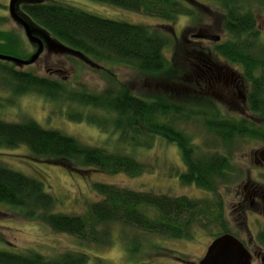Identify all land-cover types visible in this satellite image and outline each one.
<instances>
[{
    "label": "trees",
    "instance_id": "16d2710c",
    "mask_svg": "<svg viewBox=\"0 0 264 264\" xmlns=\"http://www.w3.org/2000/svg\"><path fill=\"white\" fill-rule=\"evenodd\" d=\"M91 1L170 22L193 13L176 0ZM210 1L219 3L224 10L223 30L229 37L225 42L216 43L213 50L226 61L242 68L245 79L251 85L247 98L249 111L259 116L264 123V46L259 44V34L249 8L252 0ZM22 2L20 12L29 19L30 24L52 36L59 44L96 62L126 64L138 74L156 81L159 79L165 84L176 83L179 77H189L190 57L183 54V44L178 45L170 63L163 56L164 48L171 42L172 31L167 35L156 28L102 19L55 0ZM257 4L264 7V0H258ZM7 46L3 44L0 48ZM3 74L21 85L18 94L34 93L73 107V113L67 115L69 121L85 122L99 130L112 121L114 130L120 131V134L129 131L130 134L141 136L142 133L135 126H145L147 131L178 148L185 168V172L178 176L180 183L213 194L221 187L236 184L243 177V172L218 152H202L192 143L190 136L179 129V123L187 122L191 116L202 117L201 124L206 133L230 151L239 140L264 143V124L257 125L242 119L227 120L212 113L195 112L188 104L173 103L167 94L142 99L133 96L127 88L120 86L116 89L114 84V89L108 87L92 95L83 89L79 93L65 89L53 80L39 78L9 66H4ZM206 96L199 104L215 106ZM87 109L99 112L102 116L85 113ZM20 146L27 148L33 162L59 167L80 177L89 171L138 176L145 169L128 154L82 144L57 130L44 129L32 120L21 123L0 121V149ZM41 181L40 178L34 179L12 171L0 162V204L18 208L26 218L80 242L105 244L106 229L111 224H123L145 234L175 240H189L196 229L208 231L217 226L219 231L213 235L214 239L222 234L237 238L228 229L219 200L171 198L96 183L92 187L99 200L88 206L85 216H69L54 212L56 200L44 191ZM244 219L241 225L245 224ZM136 240L132 241L133 246L130 247L132 253H136L140 245ZM257 241L264 245V230ZM86 260L88 257L83 253H64L55 259L46 260L36 254L14 255L0 251V264H86Z\"/></svg>",
    "mask_w": 264,
    "mask_h": 264
},
{
    "label": "rangeland",
    "instance_id": "374dc122",
    "mask_svg": "<svg viewBox=\"0 0 264 264\" xmlns=\"http://www.w3.org/2000/svg\"><path fill=\"white\" fill-rule=\"evenodd\" d=\"M57 1L102 19L156 28L167 35L172 31L171 42L163 50V56L168 63L174 58L179 44L184 45L185 55L190 53L189 50L207 53L211 46L210 41L191 37L197 34L198 29L207 31L210 36H219L220 42H225L229 38L223 30L224 10L215 1L176 0L193 13L179 16L174 22L91 0H55ZM8 3L9 0H0V45H8L0 48V55L28 60L35 53L36 46L27 41L22 28L10 18ZM22 3L21 1L16 6L18 15L36 28L20 12ZM257 3L258 0H252L249 8L255 20V30L259 34V44L264 46V7ZM49 37L55 44H59L52 36ZM43 45L42 54L32 65L22 67L0 61V121L21 123L32 120L44 129L57 130L82 144L105 148L109 152L128 154L145 169L138 176L124 173L107 175L89 171L83 174L84 177H80L59 167L33 162L24 146L0 149V162L5 167L30 178H40L44 191L56 200L54 212L69 216H85L88 206L99 200L92 187L96 183L171 198L219 200L223 206L228 229L237 235V239L253 254L251 264H264V245L257 241V237L264 230V197L257 199L253 207H250V201L247 199V193L252 189L257 188L264 193V165L259 155L264 151V143L249 139L239 140L230 151L211 134L206 133L201 124L202 117L191 116L187 122L181 121L179 129L190 136L197 148L202 152H218L227 157L236 169L243 172V177L236 184L227 188L221 187L213 194L180 183L178 176L185 172V168L175 144L153 135L140 124L135 127L142 136L130 134L129 131L127 134H120V131L114 130L112 121H109L103 130L85 122L69 121L67 115L73 113V107L44 99L34 93L18 94L21 85L10 77H5L3 68L9 66L39 78L53 80L63 88L78 93L83 89L89 94L96 95L105 88L114 89L117 86V89L121 86L127 88L133 96L142 99L167 94L177 105L185 103L195 112L212 113L222 119H242L263 125L259 116L251 113L248 107L241 106L240 102L224 103L223 108L219 106L221 101L210 98L216 106L199 104L200 100L204 101L207 98L205 95L207 93L196 90V84L190 76L186 77L187 80L179 77L176 83L165 84L159 79L156 81L138 74L126 64L114 61L96 62L64 44L61 45L65 49L56 46L48 48L44 42ZM194 102L197 105H194ZM84 112L99 114L89 109ZM133 143L136 145H131ZM21 211L0 204V251L14 255L36 254L46 260L55 259L64 253H83L88 257L86 264H198L214 239L213 235L219 231L217 226L211 227L208 231L196 229L191 239L175 240L145 234L123 224H111L106 229L107 242L96 245L80 242L66 234L55 233L42 223L26 218ZM243 217L245 224L241 225ZM134 239L140 243L136 253L130 251Z\"/></svg>",
    "mask_w": 264,
    "mask_h": 264
},
{
    "label": "flooded vegetation",
    "instance_id": "af4514ba",
    "mask_svg": "<svg viewBox=\"0 0 264 264\" xmlns=\"http://www.w3.org/2000/svg\"><path fill=\"white\" fill-rule=\"evenodd\" d=\"M204 36L210 35L203 29H198L196 35H191L192 39H201L200 37ZM189 43L192 42L189 41ZM209 43L211 46L206 54L196 50H189L188 56L190 57L189 67L191 73L189 76L193 77L196 84L195 87L197 90L199 89V91L207 93L206 95L211 99L221 101L219 106L223 108L224 103L235 104L237 102H240L241 106L245 108L248 107L247 96L248 92L249 94L251 92V85L245 79L242 68L237 64L226 61L216 53L213 50V46L216 43L214 44L212 41ZM45 44L49 48L48 44ZM260 157L264 165V155H260ZM247 195L250 207L255 205L254 203H256L257 199L264 197V193L260 192L257 188L250 190ZM244 246L247 249L246 245ZM248 252L253 260V254L249 250Z\"/></svg>",
    "mask_w": 264,
    "mask_h": 264
},
{
    "label": "water",
    "instance_id": "95a60500",
    "mask_svg": "<svg viewBox=\"0 0 264 264\" xmlns=\"http://www.w3.org/2000/svg\"><path fill=\"white\" fill-rule=\"evenodd\" d=\"M23 0H9L8 13L10 18L22 28L27 41L36 46L35 53L28 60H18L15 58L0 55V61L14 63L19 66H29L34 64L44 50L43 42L49 47L63 48L60 44H55L49 35L38 28H33L16 11V5ZM43 2L44 0H31ZM201 39L217 43L219 36H204ZM65 49V48H63ZM259 155H264V151ZM252 257L244 244L231 234H222L211 241L203 257L198 264H251Z\"/></svg>",
    "mask_w": 264,
    "mask_h": 264
}]
</instances>
